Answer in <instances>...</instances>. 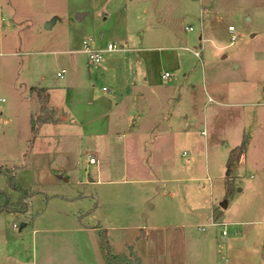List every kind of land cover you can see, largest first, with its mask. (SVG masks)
Returning <instances> with one entry per match:
<instances>
[{
    "label": "crops",
    "instance_id": "obj_1",
    "mask_svg": "<svg viewBox=\"0 0 264 264\" xmlns=\"http://www.w3.org/2000/svg\"><path fill=\"white\" fill-rule=\"evenodd\" d=\"M30 1L0 0V91L13 98L7 108L0 110V175L11 172L23 189L35 192L27 199L25 213L0 211V264H110L103 252L101 233L109 237V245L119 243L122 255L130 257L131 249L140 264H249L244 253L253 248L264 250V212L260 213V205L254 207L256 201L264 200L256 194L248 204L242 198L244 191L264 190V146L255 148L252 131L246 126L260 122L264 103L240 99L247 93L243 88H237L240 96L236 101L219 99L205 74L202 89L212 110H206L207 105L203 110L199 107L207 130L200 132L206 136L203 144L197 143L191 127L193 108L198 104L196 91L201 88L187 81L192 68L183 65L179 58L182 53L175 54L174 71L180 72L182 82L175 83L171 72L168 78L162 77V71L154 78L147 64L151 56L144 58L141 53L168 48L156 46L164 38L169 45H178L179 51L190 52L199 60L204 50L212 58V46L224 50L212 28L222 16L232 18L244 12L246 21L255 19L261 27L249 36H242L230 24L224 25V30L230 38L229 46L242 37L245 42L236 52L261 69L254 72L258 83L250 86L259 98L264 95V8L258 7L259 0L249 8H242L240 0H121V7L131 14L126 19L124 39L100 47L87 35L78 50L87 55L90 77L92 71L96 77L108 73L110 85L101 87L108 96L92 106L87 102L83 108L80 99L75 103L77 109L68 107L65 87L45 85L41 69L49 48H37L23 39L31 26ZM175 12L183 19L187 13L198 16L200 34L192 46L188 41L193 39L181 37L170 27ZM163 28L166 31H158ZM183 28L187 33L193 31L191 25ZM134 33L140 34L139 39ZM118 42L124 44L117 47ZM108 44L117 48L108 50ZM87 49L97 51L100 59L90 62ZM236 52L230 57L233 69L245 68ZM105 54L109 55L106 61ZM36 57L42 59L38 67ZM60 72L56 76L63 78L65 69ZM238 82L250 85L245 80ZM73 85L84 95L93 83L91 78L80 76ZM37 89L44 90L39 93L46 98L45 106L54 112L56 120L36 124L33 134L32 120L40 115L41 107ZM3 103L6 99L0 97V105ZM90 109L93 114L84 118L83 113ZM232 109L241 118L242 138L237 134L233 141L221 143L222 151L221 147L210 150L207 136L226 118L224 111ZM210 111H220L219 121L211 117ZM19 118L24 121L25 134L19 150L12 154L9 147L13 141L18 142V135L14 128L7 127ZM210 139L215 141L213 133ZM242 143L239 159L228 170L230 151ZM181 145L186 148L179 152ZM80 152L84 156L80 160L84 167L81 178L76 159ZM212 155H218L217 166ZM91 156H95L94 163L89 162ZM2 178L0 190L10 202H17L20 194L8 187L6 177ZM219 197L221 210L215 205ZM85 201L89 205L85 206ZM38 206H43L42 211L34 215ZM228 207L237 210L235 219L226 222L224 210ZM11 218L21 221L20 226L12 223L11 229L24 231L23 236L6 237L2 223ZM217 226L225 231L231 226L235 231L228 238L227 231L221 233L220 242L212 230ZM84 239L88 246L83 245ZM85 252L90 259L84 260Z\"/></svg>",
    "mask_w": 264,
    "mask_h": 264
},
{
    "label": "rangeland",
    "instance_id": "obj_2",
    "mask_svg": "<svg viewBox=\"0 0 264 264\" xmlns=\"http://www.w3.org/2000/svg\"><path fill=\"white\" fill-rule=\"evenodd\" d=\"M31 0L30 1V30L29 33L24 34L23 39L27 41V44L31 45L34 44L37 46V48H49L48 52L45 53V56H43L45 59L44 63L42 65V62L39 57H36V60H38L36 67L42 65L41 73L44 76L45 79V85H48L50 87H65V90L67 91V95L64 94V98L67 101L68 107L76 108L75 103H77L78 100L81 101L80 108L85 107V104L89 102L90 106L94 105V103H101L105 100V98L108 96V93H103L101 91V87L103 85L109 86L110 84L108 81V73L103 72L99 73V76L96 77L94 72L89 76V72L87 67V55L83 54L82 52L78 51L81 50V40L84 36L91 35L93 39L97 40L100 47H106V44L110 42L120 41L124 39V36H126V19L129 20V17L131 14H127L124 7H121L120 2L121 0ZM242 8H249L250 5L255 4V0H240ZM257 1V0H256ZM264 1V0H262ZM112 2V3H111ZM258 7L264 8V3L260 0L258 1ZM259 9V11H260ZM245 10V9H243ZM181 14L178 12H175L173 16V22L170 24L171 28H174L178 35H180L183 38L193 39L192 41H188L189 45L192 46V42L194 40H198V35L200 34V25L198 21V16H193L189 13H187L186 17L183 19L180 17ZM53 20L52 25L49 28L45 27V23L47 21ZM233 25L236 28V31H240L242 36H249V34L252 32V30L257 29V27H261L260 23L257 22L255 19L251 21L245 20V13L241 12L237 14L236 16L230 18L227 16H222V20L212 28L211 31H213L220 42V47L222 46L224 50H216L214 46L209 43V45L212 46L213 55L214 57L209 58L207 52L204 50V52L201 55V60L197 59L193 54L186 53L185 51H179L178 45H169L170 41L165 40L164 38L160 45L156 46H163L168 48H162L159 51L151 50L150 52L141 53V55L145 57L151 56L150 59H147L148 69L150 70L152 76L156 78L159 76L160 72L164 73L167 71L168 73H172L173 77L172 80H175V83L178 85L182 82V76L178 75L180 72L174 71L176 69V59L173 58L175 54L182 53V55L179 57L182 61H184V66L189 68L191 67V71L188 74L187 81L189 83H192L196 85L197 87H200L201 90L198 89L196 91L195 100L197 105L194 106V116H193V126L192 134L195 136V141L197 143L201 142L203 144L204 138L206 136L200 135V132L205 129L207 130L203 125V117L201 111L204 108V105H207L209 103L207 102V93L204 92L202 89L203 87V81H205V74L209 77L208 79V85L213 88L215 97L219 99H227L229 101H236L240 93L239 91H236L237 88H243L244 93L245 90L247 93L246 95H242L240 99L244 100H259V102L264 103V95H262L259 98H255V96L252 94V88L250 86H255L256 83H258L257 79L255 78L254 72H261V69L255 68L254 61L253 63L250 61V58H247L245 55L241 53H237L236 49L240 44H244V40L239 38L237 41L234 42L233 46H229V35H226V32L224 30V25L227 27V25ZM184 25H191L193 27L192 32H185ZM167 28L158 29V31H166ZM140 34L134 33L135 38L139 39ZM156 38V37H155ZM158 40V39H157ZM121 44H124L121 43ZM120 42H118L116 45L117 47H121ZM260 44V43H259ZM177 47V48H175ZM193 48V47H191ZM198 48V47H197ZM36 49V48H34ZM196 50V49H195ZM36 51V50H34ZM233 51L236 52L237 56L243 59V63L247 66L245 68L241 69H233L232 66V60L231 55ZM37 53V52H36ZM248 55V53H245ZM34 56V55H33ZM108 54L104 55V60L106 61V58H108ZM111 56V55H110ZM179 56V55H178ZM224 56V57H223ZM76 67V68H75ZM61 69H65V73L63 74V78H59L56 76L57 72H60ZM92 70V68H91ZM84 71V73H83ZM242 75H246L247 77H242ZM81 76V79L86 80H92V89L87 91L84 95H82L80 92L76 91L77 87H73L74 81H79V78ZM239 80H245L250 83L249 86H246L242 82H238ZM37 80H35L36 82ZM219 82H222L219 84ZM216 83V84H212ZM251 83H255L254 85H251ZM69 85V86H68ZM217 88H219L217 90ZM231 92V93H230ZM230 93V94H229ZM239 93V94H238ZM236 94H238L236 96ZM0 97H4L6 99V103H3L0 105V110H4L7 108L12 102L13 98L10 96V94L6 91L1 92L0 91ZM91 100H94L95 102H92ZM211 106H217L214 103H210ZM78 105V104H77ZM202 106V110L199 109V107ZM92 108V107H91ZM212 110V107L210 105H207L206 110ZM6 111V110H5ZM89 113H83L84 118L90 116L93 114V109H90L88 111ZM211 117L217 121H219L221 115L220 111H210ZM226 114V118L222 122L218 124L217 128L214 129L213 136L214 140L210 139L211 134L207 137H209V144L211 146L210 150L214 151L215 147H221V151L223 150V146L226 144L225 140L233 141L235 136L239 134L240 138H242V123L241 118L236 115L235 111L232 109L231 111H224ZM81 116V115H78ZM245 121V120H244ZM245 123H247L245 121ZM253 124L247 125L246 127L249 128L252 131V139L254 141V146L256 149L264 146V116L260 120V122H252ZM23 119L19 118L15 123L12 124V122H9L8 129L14 128L18 135V142L13 141L11 143V147H9V152L12 154H15L20 147L21 144V137L25 134V126H24ZM92 124H89L88 127H92ZM210 129V128H209ZM250 131V134H251ZM239 138V139H240ZM238 143V139L234 142ZM184 148L182 145L178 147L179 152H181ZM254 148V150H255ZM220 153V152H219ZM220 156L222 154L220 153ZM75 157V155H74ZM82 153H78L76 155V159L78 160L79 166V172L78 177H82L84 173V167H82V163H80V160H82ZM85 159V158H84ZM213 161H216L215 165L218 164V155H212ZM214 165V164H213ZM214 165V166H215ZM84 166V165H83ZM227 168V167H226ZM89 170V168H88ZM227 173V172H226ZM2 177H6L5 175H0V182L1 180H4ZM15 177V176H14ZM248 180V179H247ZM7 183V182H6ZM261 191V190H259ZM258 191V192H259ZM264 191V190H263ZM259 192L260 196L258 195V192H245L243 194L242 202L245 200L248 204H251L254 199L253 196L258 197L261 200H264V192ZM250 193V194H249ZM42 201V200H41ZM222 198H218L215 201V205L219 207V209L222 208ZM85 206L89 205L88 201H85L83 203ZM260 207L258 208V206ZM37 209L34 215L40 214L42 211L43 206ZM254 207H257L260 211V213H263L264 208V202L262 201H256L254 203ZM236 210L234 207L229 209V207L224 210V221L229 222L231 219H235L234 216L236 214ZM247 211V210H246ZM257 213V212H255ZM230 214V216H228ZM19 219H13L11 220H5L2 223V226L4 227L5 235L8 238L16 239L19 238V236L24 235V231L19 230H12L11 225L12 223H15L17 226H20ZM221 226L213 227L212 230L214 231V235L218 236V240L220 242H223V239L220 238ZM28 230V229H27ZM224 230V229H223ZM226 231L228 235L226 238L230 237L234 233V228L231 226L226 227ZM97 234V233H95ZM102 237H105L107 241L108 250L113 255H122L121 251L119 250V243L114 242L113 246L109 245L108 243L110 241L109 237H106L104 233L100 234L101 242ZM95 238V235L93 236V239ZM246 243V242H245ZM101 244V243H100ZM83 245L88 246L87 241L83 240ZM250 245H253V242L250 241ZM104 245L102 244V247ZM112 247V248H111ZM104 252V250H103ZM264 253V250L258 249L255 250L253 248L249 253H244V256H248L249 264H256L257 262H261V264H264V258H262V254ZM90 254L85 252L84 253V260L86 257H89ZM124 256L125 260L130 262V264H137L134 257L130 254V257ZM99 264H103L102 261L99 262Z\"/></svg>",
    "mask_w": 264,
    "mask_h": 264
},
{
    "label": "trees",
    "instance_id": "obj_3",
    "mask_svg": "<svg viewBox=\"0 0 264 264\" xmlns=\"http://www.w3.org/2000/svg\"><path fill=\"white\" fill-rule=\"evenodd\" d=\"M39 91L44 92V90L37 89V92ZM39 102L41 104L40 107V115L37 116L35 120H32V133H36V124H39L43 121H55L54 118V112L52 110H49L45 106L46 98L42 96L40 93L38 94ZM244 149V143H242L240 146L232 149L229 153L228 159L226 161V167L229 170L231 165L234 161L238 160L242 150ZM7 176V185L10 189L17 191L20 194V197L17 202H10L7 195L0 190V211H6V212H16V213H25L28 210L29 203L27 199L31 195V193L35 192H28L25 189H23L18 182L16 181L14 175L9 172L6 174ZM228 178V177H226ZM228 181V180H227ZM229 189L227 187V193H229ZM102 244L104 255L108 263L110 264H130L122 255H113L108 250L107 241L105 237H102ZM129 254H131L134 259L136 260L137 264H140V260L136 254H134L131 249L129 250Z\"/></svg>",
    "mask_w": 264,
    "mask_h": 264
},
{
    "label": "built area",
    "instance_id": "obj_4",
    "mask_svg": "<svg viewBox=\"0 0 264 264\" xmlns=\"http://www.w3.org/2000/svg\"><path fill=\"white\" fill-rule=\"evenodd\" d=\"M230 29H232V27H230ZM231 39H233V37ZM116 48L117 47L114 44H108L107 45V49L108 50H113V49H116ZM87 51H88V54H89V61L90 62H97L100 59V54L97 51L90 50V49H87ZM195 54L198 55V52H196ZM57 75L60 76L61 72L57 73ZM162 77L163 78H168L169 77V73L168 72H164L162 74ZM89 162L90 163H94L95 162V156H91L89 158ZM221 233H222V235H225L226 231L222 230Z\"/></svg>",
    "mask_w": 264,
    "mask_h": 264
},
{
    "label": "water",
    "instance_id": "obj_5",
    "mask_svg": "<svg viewBox=\"0 0 264 264\" xmlns=\"http://www.w3.org/2000/svg\"><path fill=\"white\" fill-rule=\"evenodd\" d=\"M52 23H53V20H50V21L46 22L45 23V27L49 28L52 25Z\"/></svg>",
    "mask_w": 264,
    "mask_h": 264
}]
</instances>
